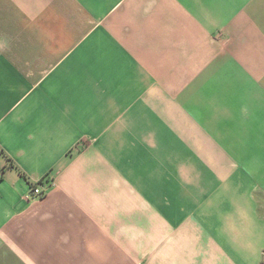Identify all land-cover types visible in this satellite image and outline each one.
<instances>
[{
	"label": "crops",
	"instance_id": "obj_1",
	"mask_svg": "<svg viewBox=\"0 0 264 264\" xmlns=\"http://www.w3.org/2000/svg\"><path fill=\"white\" fill-rule=\"evenodd\" d=\"M0 264H264V0H0Z\"/></svg>",
	"mask_w": 264,
	"mask_h": 264
},
{
	"label": "built area",
	"instance_id": "obj_2",
	"mask_svg": "<svg viewBox=\"0 0 264 264\" xmlns=\"http://www.w3.org/2000/svg\"><path fill=\"white\" fill-rule=\"evenodd\" d=\"M54 181V178L49 175L41 183L33 185L28 194V199L33 200L44 197L51 186L54 185Z\"/></svg>",
	"mask_w": 264,
	"mask_h": 264
}]
</instances>
